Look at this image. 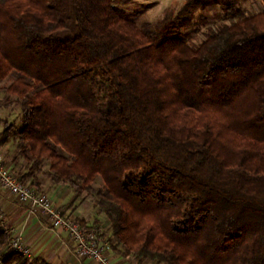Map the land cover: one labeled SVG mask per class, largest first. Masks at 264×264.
<instances>
[{
  "label": "trees",
  "instance_id": "1",
  "mask_svg": "<svg viewBox=\"0 0 264 264\" xmlns=\"http://www.w3.org/2000/svg\"><path fill=\"white\" fill-rule=\"evenodd\" d=\"M131 1L0 0L9 169L90 197L113 252L138 263L264 264V10L185 0L138 24ZM213 7L224 21L189 43Z\"/></svg>",
  "mask_w": 264,
  "mask_h": 264
},
{
  "label": "crops",
  "instance_id": "2",
  "mask_svg": "<svg viewBox=\"0 0 264 264\" xmlns=\"http://www.w3.org/2000/svg\"><path fill=\"white\" fill-rule=\"evenodd\" d=\"M6 110L7 118L0 121V135L6 124L13 123V119L10 120L11 116L8 114L11 113L10 108ZM16 152L17 142L14 140L0 145V156L5 164L13 171H21V159L14 158ZM42 192L49 197L55 208L72 216L82 226L99 229L109 237L110 223L102 213L96 210L90 197L77 196L67 184H52L48 181L42 182ZM0 212L3 215L0 227L7 234L8 240L9 233L13 232L30 248L31 259H27L29 264L40 261H45L47 264H98L92 258L77 254L75 245L66 232L52 227L50 215L46 211L40 207L31 208L29 203L20 202L9 189L2 187L1 184ZM5 248L6 246L4 252L7 255ZM109 253L119 264H149L148 259L138 263L131 255H117L112 248Z\"/></svg>",
  "mask_w": 264,
  "mask_h": 264
},
{
  "label": "built area",
  "instance_id": "3",
  "mask_svg": "<svg viewBox=\"0 0 264 264\" xmlns=\"http://www.w3.org/2000/svg\"><path fill=\"white\" fill-rule=\"evenodd\" d=\"M0 184L9 189L22 203H29L31 208L40 207L50 215L51 224L54 228L62 229L75 245L77 254L89 257L98 264H119L110 255L111 244L107 235L93 227H84L71 216L64 214L55 208L49 197L33 189L28 184L22 183L17 175L12 172L0 156ZM0 212V219L2 218ZM10 239L6 243L7 254L18 253L25 257L31 256L30 248L23 243L15 233H9Z\"/></svg>",
  "mask_w": 264,
  "mask_h": 264
},
{
  "label": "rangeland",
  "instance_id": "4",
  "mask_svg": "<svg viewBox=\"0 0 264 264\" xmlns=\"http://www.w3.org/2000/svg\"><path fill=\"white\" fill-rule=\"evenodd\" d=\"M184 1L185 0H132L127 5H120L119 7L121 8V10L123 11L124 15L127 18L134 20L138 24L142 22L155 23L157 20L161 18L165 9L172 8L176 10L183 4ZM237 5L244 15H248L250 13L260 12L264 10V0H237ZM195 13L197 15V22L189 30L188 39H187L188 42L192 44H198L201 41L203 37L202 36L203 32H205L209 26H215L218 23L224 21L223 13L217 7L207 9L203 12L197 9L195 10ZM199 14H201L204 17L205 23L200 22ZM2 97L3 94L0 93V99ZM8 108H10L11 110V113H8L10 114L9 116H11L10 120L13 119V123H15L18 119V114H17L18 109L17 107H12V106L5 107L0 105V121H3V119L7 118L6 109ZM94 184L101 185L99 180H96ZM81 195L85 196L84 193ZM5 246L6 244L4 245L0 244V264H2L1 260L6 255L4 252ZM25 258L26 260L31 259L30 257H25ZM149 264H158V263L149 260Z\"/></svg>",
  "mask_w": 264,
  "mask_h": 264
}]
</instances>
